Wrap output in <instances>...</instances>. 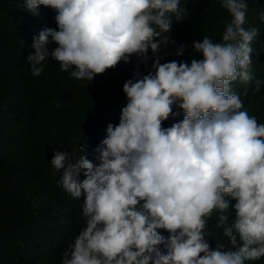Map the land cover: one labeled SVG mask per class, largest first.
<instances>
[{
  "label": "clouds",
  "instance_id": "clouds-1",
  "mask_svg": "<svg viewBox=\"0 0 264 264\" xmlns=\"http://www.w3.org/2000/svg\"><path fill=\"white\" fill-rule=\"evenodd\" d=\"M220 3L231 17L221 39L193 40L199 59L161 63L159 47L169 38L157 37L171 29V14L182 18L180 0H24L34 15L38 5L56 11V28L32 38L26 60L34 76L49 57L71 77L89 81L132 54L147 61L151 49L154 57L147 74L124 81L119 122L107 125L93 149L99 163L86 158L83 145L79 156L53 152L57 184L73 198L84 194L85 226L60 264H244L264 256V123L248 114L230 85L252 80L257 28L243 27L248 0ZM51 42L57 46L49 48ZM184 50L178 45L176 55ZM262 84L255 79L254 90ZM226 197L235 201L231 222ZM213 209L227 247H210L206 239Z\"/></svg>",
  "mask_w": 264,
  "mask_h": 264
},
{
  "label": "trees",
  "instance_id": "trees-1",
  "mask_svg": "<svg viewBox=\"0 0 264 264\" xmlns=\"http://www.w3.org/2000/svg\"><path fill=\"white\" fill-rule=\"evenodd\" d=\"M185 8L177 21L172 15L171 29L157 39L169 38L159 47L160 62H190L200 58L191 47L193 40L208 36L219 41L230 14L220 0H180ZM34 15L24 7V0H0V264H60L62 253L85 226L80 198H73L57 180L60 171L50 163L55 149L76 152L85 146L86 158L95 160L93 149L106 136L109 123L118 124L120 110L127 103L122 91L126 79L138 72L145 75L154 59L132 54L129 61L94 75L91 81L76 79L59 68L51 57L41 63L39 75H32L26 56L34 51L32 38L44 27L56 28L55 9L38 5ZM264 0H248L243 27L257 28L252 42L253 53L246 84L230 82L249 115L264 123V84L254 90V80H264ZM174 42V43H173ZM185 45L177 56V46ZM55 42L49 48L56 47ZM247 88V94H243ZM59 104V107H57ZM173 111H178L173 105ZM183 115H171L162 126H171ZM81 171L79 179H83ZM229 199V222L235 216ZM218 210L206 218V237L210 247L229 246L222 227H217ZM165 237L167 230L159 229ZM161 251H166L160 245ZM244 264H264V256Z\"/></svg>",
  "mask_w": 264,
  "mask_h": 264
}]
</instances>
